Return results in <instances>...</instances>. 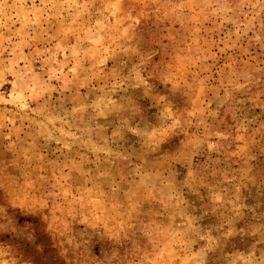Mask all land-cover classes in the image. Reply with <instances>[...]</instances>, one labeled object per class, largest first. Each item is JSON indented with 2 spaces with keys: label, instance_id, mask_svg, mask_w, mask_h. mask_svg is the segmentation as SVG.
Returning a JSON list of instances; mask_svg holds the SVG:
<instances>
[{
  "label": "rangeland",
  "instance_id": "obj_1",
  "mask_svg": "<svg viewBox=\"0 0 264 264\" xmlns=\"http://www.w3.org/2000/svg\"><path fill=\"white\" fill-rule=\"evenodd\" d=\"M0 264H264V0H0Z\"/></svg>",
  "mask_w": 264,
  "mask_h": 264
}]
</instances>
